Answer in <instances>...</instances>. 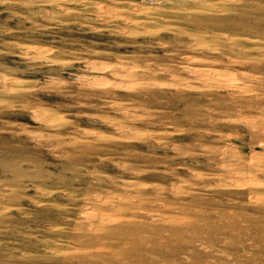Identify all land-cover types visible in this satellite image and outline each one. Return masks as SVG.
Returning a JSON list of instances; mask_svg holds the SVG:
<instances>
[{
    "label": "rangeland",
    "instance_id": "obj_1",
    "mask_svg": "<svg viewBox=\"0 0 264 264\" xmlns=\"http://www.w3.org/2000/svg\"><path fill=\"white\" fill-rule=\"evenodd\" d=\"M0 264H264V0H0Z\"/></svg>",
    "mask_w": 264,
    "mask_h": 264
},
{
    "label": "bare ground",
    "instance_id": "obj_2",
    "mask_svg": "<svg viewBox=\"0 0 264 264\" xmlns=\"http://www.w3.org/2000/svg\"><path fill=\"white\" fill-rule=\"evenodd\" d=\"M262 171V170H261Z\"/></svg>",
    "mask_w": 264,
    "mask_h": 264
}]
</instances>
